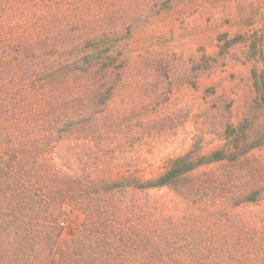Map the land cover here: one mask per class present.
<instances>
[{"label": "trees", "instance_id": "16d2710c", "mask_svg": "<svg viewBox=\"0 0 264 264\" xmlns=\"http://www.w3.org/2000/svg\"><path fill=\"white\" fill-rule=\"evenodd\" d=\"M11 14L0 5V264H264V186L235 194L234 179L196 175L235 165L264 147V133L242 149L194 145L149 179L106 178L109 116L97 128L100 88L82 81L99 64L108 78L114 44L101 40L80 61L32 76L28 48L13 51L5 29ZM162 189L169 202L150 197ZM66 203L83 220L63 242ZM197 253L212 258L176 257Z\"/></svg>", "mask_w": 264, "mask_h": 264}, {"label": "rangeland", "instance_id": "374dc122", "mask_svg": "<svg viewBox=\"0 0 264 264\" xmlns=\"http://www.w3.org/2000/svg\"><path fill=\"white\" fill-rule=\"evenodd\" d=\"M0 2L12 13L5 29L13 51L29 50L23 58L32 76L80 61L101 40L114 44L108 78L99 64L92 80L82 81L100 88L92 103L96 125L108 127L115 165L102 174L106 178L149 179L194 145L203 152L242 149L264 133V0ZM49 90L41 92L47 100ZM108 90L102 105L100 94ZM201 174L234 179L228 189L235 194L264 186V147ZM150 197L166 203L171 196L162 189ZM60 214L62 241L68 242L83 216L70 203ZM196 255L212 258L176 257Z\"/></svg>", "mask_w": 264, "mask_h": 264}]
</instances>
